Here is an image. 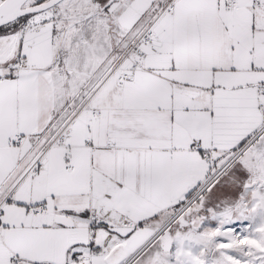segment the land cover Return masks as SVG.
Here are the masks:
<instances>
[{
	"label": "snow or ice",
	"instance_id": "6c2138e0",
	"mask_svg": "<svg viewBox=\"0 0 264 264\" xmlns=\"http://www.w3.org/2000/svg\"><path fill=\"white\" fill-rule=\"evenodd\" d=\"M0 264H264V0H0Z\"/></svg>",
	"mask_w": 264,
	"mask_h": 264
}]
</instances>
